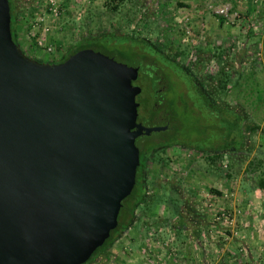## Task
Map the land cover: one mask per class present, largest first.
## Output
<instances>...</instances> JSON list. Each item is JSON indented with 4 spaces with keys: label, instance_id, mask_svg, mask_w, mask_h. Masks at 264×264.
<instances>
[{
    "label": "rangeland",
    "instance_id": "374dc122",
    "mask_svg": "<svg viewBox=\"0 0 264 264\" xmlns=\"http://www.w3.org/2000/svg\"><path fill=\"white\" fill-rule=\"evenodd\" d=\"M13 7L14 40L29 59L56 62L73 42L95 36L113 34L130 37V41L142 39L182 65L210 101L234 109L244 120L241 124L244 142L236 152L213 156L171 147L152 154L144 170V203L134 209L133 219L124 232L88 264H186L185 256L190 249L198 251L212 245L218 248L212 240L213 244L207 246L211 243L210 235L208 226H201L203 221L213 219L218 225L219 235L213 232L212 239L223 246L233 233L228 224L215 221L214 217L227 212L232 225L236 220L244 222L240 207L253 208V214L244 216L245 222L250 227L258 224V237L264 236V195L257 194L256 198L241 195L242 191L253 188L254 177L264 171V69L257 66L259 56L254 54L252 34L258 33V29L239 25L241 28L237 26L236 31L240 34L231 41L206 36L201 32V22L177 14L179 6L175 0H13ZM211 15L221 19L227 29L235 24L222 14ZM238 15L241 14L234 17ZM32 39L40 40L50 51L35 49ZM167 42L170 44L166 45ZM115 43L106 47L109 54L125 51L123 55L122 52L111 54L115 61L128 67H143L141 76L149 73V66L134 46L136 42L127 47ZM217 52L221 55L217 56ZM166 64L169 94L165 95L164 111L180 121L186 112L181 105L182 97L192 98V94L189 90L185 93L182 84L187 81L185 76L172 72V63ZM221 68L228 72L225 91L217 88L216 73ZM149 89L150 86L142 85L136 101H142L143 97L148 100ZM149 103L146 101L147 109ZM140 112L143 107L138 109V122L142 126L158 127L161 123L147 121ZM203 117L207 126L218 129L219 123L208 114L204 113ZM216 130L211 133V139L219 134ZM156 134L136 138L135 147L152 145ZM259 205L263 207L261 211ZM253 240L258 242L255 247L248 245L246 250L240 244L236 248L235 264H264V240Z\"/></svg>",
    "mask_w": 264,
    "mask_h": 264
},
{
    "label": "water",
    "instance_id": "95a60500",
    "mask_svg": "<svg viewBox=\"0 0 264 264\" xmlns=\"http://www.w3.org/2000/svg\"><path fill=\"white\" fill-rule=\"evenodd\" d=\"M0 0V264H84L134 185L137 69L91 49L26 57Z\"/></svg>",
    "mask_w": 264,
    "mask_h": 264
},
{
    "label": "trees",
    "instance_id": "16d2710c",
    "mask_svg": "<svg viewBox=\"0 0 264 264\" xmlns=\"http://www.w3.org/2000/svg\"><path fill=\"white\" fill-rule=\"evenodd\" d=\"M151 1V0H150ZM8 8H9V16H10V34L11 39L15 45L16 42L14 40V25H15V12L13 7V0H7ZM218 24H222L221 19H217ZM130 37L127 36H115L111 35H101L90 38L81 39L79 41L73 42L71 48L60 58V60L56 62H51L50 64H58L65 61L69 56L73 55L79 50L82 49H91L93 51H98L99 53L113 59L115 58L111 55H117L118 53H123L121 51L109 54L107 52L106 47L108 45L114 44L120 46H131L133 41H130ZM140 49H137L139 55L144 60L145 56L162 53L154 46L149 43H139ZM170 44L167 42L166 45ZM105 45V46H103ZM137 45V44H135ZM150 45V46H149ZM148 46L150 48H148ZM222 52V51H221ZM221 53L217 52V56H220ZM170 61H173L170 57H168ZM117 62V61H116ZM170 63V62H169ZM171 65V71L176 73L180 72L185 76L187 81L186 85L184 83L183 86L186 87V91L189 90L192 94V98L190 102H186L182 100L181 105L184 107L183 109L186 111L184 115L180 116L181 120L169 118L166 121L161 117L160 109L158 105L151 106L149 115L146 117L147 121H157L160 123L157 125L158 127H165L164 131L158 132L156 134V140L149 146H142L141 149H138V166L135 169V177H134V185L127 197H125L120 203V209L116 218V227L109 232L108 238L103 242L102 246L97 248L90 258L84 263L88 264L90 260H92L99 253L107 250L114 240L120 236L124 232V230L129 226L133 219V211L134 209L144 203L145 198V181H144V170L146 168V163L151 159V155L158 151H165L171 147H183L185 149L192 150L197 153L203 154H211L213 156L217 154H222L225 152H233L239 150L241 145L243 144L244 136L241 130V124L244 121L241 119V115L236 112L234 109H230V117H224V109L223 107H219L214 102L210 101L209 97L206 96L204 90L194 81V79L189 75L188 71L184 69L182 65H178L175 61L174 64ZM140 72L144 70V68H139ZM228 79V72L224 71L222 68L219 69L216 73V81L217 88L220 91H225L226 82ZM188 92V91H187ZM205 96L207 100L205 99ZM189 98V97H188ZM178 103L179 101H175ZM169 103L168 105H171ZM208 114V117L214 119L217 123H219V127L216 130V127H209L206 125V121L204 120L203 114ZM179 118V119H180ZM184 121V123H183ZM185 121H188L186 124ZM218 131L219 134H216V139H211V133L214 131ZM209 135L208 137H204ZM196 137H193V136ZM182 138H185L182 139ZM253 188L260 190L264 195V171L258 173L253 179ZM121 215V216H120Z\"/></svg>",
    "mask_w": 264,
    "mask_h": 264
},
{
    "label": "crops",
    "instance_id": "0c3cea01",
    "mask_svg": "<svg viewBox=\"0 0 264 264\" xmlns=\"http://www.w3.org/2000/svg\"><path fill=\"white\" fill-rule=\"evenodd\" d=\"M175 2H177L179 6L177 14L188 15L193 20L201 22L203 29L200 30L206 36H218V39L224 37L223 40L226 39L231 41L240 34V31H236L239 25H245L244 28L251 27L252 29H258V33L257 31H253L254 33L252 32L255 36L254 54L259 56L257 66L259 65V69H264V0H175ZM219 10H225L228 15L227 17L233 19L235 22L234 26L228 27L229 29L225 28L224 24L219 26L217 18L211 15L212 13L216 14L215 12ZM235 14L241 15L235 18ZM171 15L174 14L172 13ZM241 26H239V28H241ZM240 38L242 39V35ZM257 194H259V196L263 195L260 190L255 188L241 192V195L245 198H256ZM262 208V205H259V211H261ZM239 209L244 211L241 218V220L244 219V222L236 220L233 225L230 223L229 231L233 233V235L230 236L229 240L226 241L223 246H221V242L217 243L212 239L213 232L219 235V232L216 231V229L219 228L218 225L213 222V219L210 221H207V219L203 221L201 226H203V228L208 226L207 230L211 236H209L208 240H210V242L212 240L214 246L218 248L216 249L213 247V243L211 242L207 246L210 244L212 246H209L207 249L203 248L198 251H192V249H190V252L186 253V256L182 254V256L187 257L185 260L186 264H235L233 258L236 255L235 250L240 244L247 250L249 249L248 245L255 247L258 244L257 241L253 240L254 238H258V240L261 238L264 240V236L260 237L259 235L258 237L259 228H256L259 227L258 224L250 227L245 222L244 216L253 214V208L240 207ZM179 225L180 222L177 223V226ZM198 228H200V224ZM151 241L152 240H149V242ZM198 246L200 245L198 244ZM245 248L240 247L239 249ZM210 251L214 253H210ZM249 252H251V250ZM248 254L250 255L251 253Z\"/></svg>",
    "mask_w": 264,
    "mask_h": 264
},
{
    "label": "flooded vegetation",
    "instance_id": "af4514ba",
    "mask_svg": "<svg viewBox=\"0 0 264 264\" xmlns=\"http://www.w3.org/2000/svg\"><path fill=\"white\" fill-rule=\"evenodd\" d=\"M134 43L136 42L137 45H134L136 47V49H140V42L147 44V42H145L142 39H134L133 40ZM150 46V45H149ZM148 46V48H150ZM135 47H133L135 49ZM145 62L146 65L149 66V73L146 74L147 72H145L143 74V76H141V72L139 70V67H133L137 69V76L136 79L131 83L132 86L139 88V94H137L135 96V102L137 104V108H136V123L138 122V109L140 110L143 107V112L141 113L144 114L143 118H146L149 115V111H150V107L151 106H155L158 105L159 109H160V113H161V117L163 118L164 121H166V119L168 120L169 118H171L170 114L164 111V108L167 106V101L165 100V95H168L169 92L166 88V82H165V78L167 79V68L168 65L166 64L167 62H170L172 64H174V61H170V59L164 54V53H158V54H154V56L148 55L145 56ZM166 65V66H165ZM175 79V77L173 76V80ZM142 85H148L150 86L149 89V95L150 97L148 98V100H146V97L142 98V101H136V97H138L139 95H141L142 92ZM185 93H187V91H185ZM206 94V93H205ZM206 96L208 97V95L206 94ZM205 97V96H203ZM184 98V100L186 102H190L191 97H182ZM205 99L207 100V98L205 97ZM176 101H179L178 98L175 99ZM146 101H150L149 103V109H147L146 107ZM219 107H223L224 109V117L228 116L230 117V108H227L226 106H220ZM140 124V123H139Z\"/></svg>",
    "mask_w": 264,
    "mask_h": 264
},
{
    "label": "built area",
    "instance_id": "2783aa9c",
    "mask_svg": "<svg viewBox=\"0 0 264 264\" xmlns=\"http://www.w3.org/2000/svg\"><path fill=\"white\" fill-rule=\"evenodd\" d=\"M51 2V1H50ZM54 12V11H53ZM216 14H222L224 17L226 16L227 17V14L225 12V10H219V11H216L215 12ZM34 41L33 45H34V48L35 49H39V48H45V51L46 52H49L50 51V48L49 47H46V45L42 44V42L40 40H37V39H32ZM214 220L215 221H218V220H222L224 223L230 225V223L232 222V219L229 217V214L227 212L225 213H221L219 215H216L214 217Z\"/></svg>",
    "mask_w": 264,
    "mask_h": 264
}]
</instances>
